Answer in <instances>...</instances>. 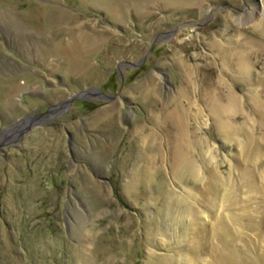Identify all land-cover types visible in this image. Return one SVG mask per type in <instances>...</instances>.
<instances>
[{"label":"rangeland","instance_id":"obj_1","mask_svg":"<svg viewBox=\"0 0 264 264\" xmlns=\"http://www.w3.org/2000/svg\"><path fill=\"white\" fill-rule=\"evenodd\" d=\"M0 264H264V0H0Z\"/></svg>","mask_w":264,"mask_h":264}]
</instances>
